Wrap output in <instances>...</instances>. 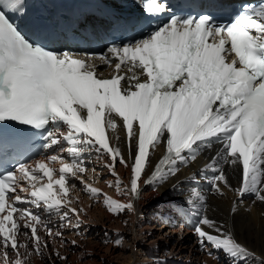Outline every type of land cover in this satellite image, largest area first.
<instances>
[{"label": "snow or ice", "instance_id": "1", "mask_svg": "<svg viewBox=\"0 0 264 264\" xmlns=\"http://www.w3.org/2000/svg\"><path fill=\"white\" fill-rule=\"evenodd\" d=\"M213 7L174 11L168 0H142V15L118 21L132 38L95 54L60 51L29 37L12 18L23 17L24 0H0V150L8 149L5 162L26 161L0 170V264H28L33 252L42 255L48 242L40 228L62 237L42 213L79 229L84 209L73 206L79 203L71 197L73 179L114 215L134 209L133 199L122 203L84 179L92 155L108 157L103 167L115 177L109 187L139 198L142 184L163 186L181 165L219 144L199 170L202 178L217 194L228 189L239 201L252 195L264 203V0L224 9L226 15ZM29 130L54 154L30 161L22 151L31 143ZM161 145L153 166L150 157ZM117 163L130 169L127 185ZM225 165L238 173L236 187ZM206 205L193 188L171 211L195 214L192 227L208 255L215 249L231 264H244L254 253ZM231 212L237 213L235 200Z\"/></svg>", "mask_w": 264, "mask_h": 264}, {"label": "bare ground", "instance_id": "2", "mask_svg": "<svg viewBox=\"0 0 264 264\" xmlns=\"http://www.w3.org/2000/svg\"><path fill=\"white\" fill-rule=\"evenodd\" d=\"M119 134L122 137L121 147L126 153L127 149L123 142L124 132L122 129ZM218 149V147L213 145L212 149L205 150L196 162L190 163L186 167L181 165L176 176L170 177L163 186L155 188V190L145 189L149 185L142 184V192L139 198H132L130 195H120L114 187H109L107 182L114 181L115 177L109 173L107 168L103 167V164L108 162V157L105 156L97 160L94 155L92 158L93 165L87 168L88 171L84 179L122 203H127L129 199H133L134 209L125 210L112 219L111 215L109 216V212L106 211L107 209H105L103 202L99 208L100 210H91V205L97 204L98 201L102 200V197L98 201H94L84 191L82 184L75 185L74 190L71 192V197L79 198V203L74 202L73 206L84 209V213L80 217L83 223L78 230L72 227L63 228L60 223V228L57 231L62 232V237L54 238L51 236V241L54 242V245H48V249H44V255H31L28 257V261L30 258L35 260L38 257L41 258L42 264H49L46 262V256H54L55 260H61V257L65 256L64 253L61 254L62 256L56 254L59 250L57 244L63 245L60 239H65L66 242L75 240L78 243L77 249H81L80 252H84L85 246L89 243L92 254H99L97 249L101 248L102 250V244H105L101 241V238L106 237L110 240L111 236H113L118 240H122L121 243L124 244V250L128 251V254H124V257L122 255L123 263L111 260L110 264H229L230 260L225 254L223 260L220 261V259H214L213 256L208 255L205 250L201 249L194 230L172 229L163 223L158 226L154 223L156 220L158 221L156 216L159 212L156 209L168 207L171 203L185 201L191 190L197 188L207 198L205 209L207 214L218 223L223 224L226 230L232 231L237 241L254 253V256L248 257L244 264H260L261 260H264V203L254 202L255 198L252 195H246L242 201H239L236 194L228 189H224V195H220L212 189L209 191L204 188L205 184L208 183L202 178L199 170ZM163 150L164 146L161 145L152 152L150 157L152 165L155 164ZM93 168H95V172H93ZM151 170L149 168L147 174H150ZM225 171L233 187H236L239 178L238 173L226 165ZM116 172L123 181V185H127L129 183L130 169L117 163ZM193 175L196 177L195 180L191 179ZM174 185L178 186L174 188ZM157 197L159 199L156 200ZM234 200L237 207L235 215L231 212ZM165 214L167 216L173 215L168 212H165ZM109 221L110 223L107 224ZM72 223L75 224V218H73ZM97 223L99 224L97 225ZM108 227L113 228L116 233L106 230ZM120 230H122V233H120ZM86 233L89 234V239L83 236ZM41 237L47 241L44 233ZM24 240L25 238L21 239V241ZM29 250L31 251V247ZM20 251L23 252L24 250L21 249ZM12 255L15 258V253L9 251V258ZM80 256L82 255L80 254ZM61 262L66 264L67 261L62 259ZM28 264L33 263L30 261ZM88 264L99 263L94 259L89 260Z\"/></svg>", "mask_w": 264, "mask_h": 264}, {"label": "rangeland", "instance_id": "3", "mask_svg": "<svg viewBox=\"0 0 264 264\" xmlns=\"http://www.w3.org/2000/svg\"><path fill=\"white\" fill-rule=\"evenodd\" d=\"M145 189H148V190H154V188L152 186H147V188ZM161 197V196H160ZM159 199V197L156 198V200ZM101 204H102V200L98 201L97 204H92L91 205V210H95V209H98L100 210L99 208L101 207ZM100 205V206H99ZM97 207V208H96ZM106 209V208H105ZM107 211V210H106ZM105 211V212H106ZM109 212V211H107ZM111 215V218L113 219V217H116L117 215H114L112 213L109 212V216ZM110 221L107 223L109 224ZM91 224V223H90ZM99 223H97L98 225ZM94 225V224H93ZM58 228L56 229H53V231H57ZM78 230V229H77ZM106 230L112 232V233H116L115 230L113 228H107ZM77 232V231H76ZM119 232V231H118ZM109 233V232H108ZM120 233H122V230H120ZM46 239H47V242H48V245L49 246H53L54 245V242H52L51 240V236H48L47 233H44ZM86 239H89V234L86 233L85 235H83ZM113 236H111V239L109 240L108 238H104L102 237L101 238V241L105 244H102V250L101 248H98L96 246V248H98L97 250L99 254H92V251L90 249L91 245L89 246V243H87V245L85 246L84 248V252H80L81 249H77L78 247V243L76 244H72V240H69L66 242L65 239H60L62 242H63V245H59L57 244L59 247H58V251H59V254L60 256H62L61 254L64 253V257H66L65 261L66 264H88V261L89 260H96L97 263L99 264H110V261L111 260H116L118 263H123V257H124V254L126 255V253L128 254V251L124 250V244L123 243H120L119 245H117L116 243L114 244L115 240L117 241L118 239L116 238H112ZM104 238V239H103ZM43 239V238H42ZM113 239V240H112ZM56 241V239H55ZM122 241V240H121ZM69 243V244H68ZM122 244V245H121ZM115 245V246H114ZM48 246V247H49ZM68 246V247H67ZM70 246V247H69ZM101 246V245H100ZM48 247L46 249H48ZM55 248V247H54ZM90 250V251H89ZM61 251V252H60ZM87 252V253H86ZM43 253H44V250H43ZM204 253V252H203ZM35 253L33 252L32 255H34ZM80 254L83 256H80ZM44 255V254H43ZM101 255V257H100ZM103 255V257H102ZM123 255V257H122ZM46 256V255H45ZM203 256V254H202ZM201 256V257H202ZM47 257V260L46 262L49 263V264H63V262H61V260H55L54 259V256L53 257H49V256H46ZM10 259H14V256H10ZM53 259V260H52ZM64 260V259H63ZM31 263H35V264H42L43 262L41 261V258H38L36 257L35 260H32L31 258L29 259L28 262ZM60 261V263H59ZM85 262V263H84ZM117 264V263H116Z\"/></svg>", "mask_w": 264, "mask_h": 264}]
</instances>
